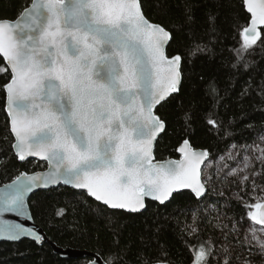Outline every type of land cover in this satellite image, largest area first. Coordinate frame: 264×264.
Masks as SVG:
<instances>
[{
    "label": "snow or ice",
    "instance_id": "obj_1",
    "mask_svg": "<svg viewBox=\"0 0 264 264\" xmlns=\"http://www.w3.org/2000/svg\"><path fill=\"white\" fill-rule=\"evenodd\" d=\"M244 3L251 20L243 29V51L237 50L233 67L243 62L247 70L244 54L260 39L264 0ZM186 16L191 20L188 7ZM209 20L214 22V17ZM171 39L172 31L146 17L141 0H31L16 19L0 18V57L7 65L0 67V74L10 76L2 87L14 138L11 147L21 161L41 157L48 164L46 172L21 173L0 190V238L16 241L30 236L37 243L45 239L35 229L3 215L15 213L30 219L28 194L50 185L63 183L86 190L95 201L129 212L144 209L146 198L163 204L180 188L203 197L214 175L238 183L241 192L250 178L253 190L258 187L256 178L264 176V149L256 144L244 145L259 154L244 156L242 167L222 175L221 170L206 174L203 181L201 164L209 156L207 150L181 147L182 160L153 163L154 141L165 127L154 109L177 93L182 81L181 55L166 53ZM206 48L197 44L193 54ZM208 94L214 104L221 99L215 82L209 84ZM208 123L220 127L216 119ZM183 144L189 146V141ZM229 159L235 157L230 154ZM255 161L261 171L254 170ZM235 198L243 199L239 193ZM69 207L74 214L75 207ZM251 207L257 211L248 212V217L264 226V203ZM217 226L227 228L222 221ZM233 233L240 250L230 240L223 248V264H254L250 259L253 248L264 257V235L255 228L240 235L234 224L224 232L225 239ZM214 255L208 241L196 251L193 264H209ZM118 259L110 258V264ZM142 264L150 262L142 258ZM151 264L171 261L162 251Z\"/></svg>",
    "mask_w": 264,
    "mask_h": 264
},
{
    "label": "trees",
    "instance_id": "obj_2",
    "mask_svg": "<svg viewBox=\"0 0 264 264\" xmlns=\"http://www.w3.org/2000/svg\"><path fill=\"white\" fill-rule=\"evenodd\" d=\"M30 3L0 0V18L14 20ZM141 4L150 21L172 31L167 55L182 57L180 90L156 110L166 124L156 143V159L179 158L178 148L185 140L216 157L231 145H245L264 133V28L256 45L244 54L248 69H244L243 62L233 67L237 50L243 51V29L250 22L244 1L141 0ZM186 7L190 8L191 20L187 19ZM197 44L207 45L206 50L193 54ZM0 67H7L2 57ZM7 79L10 76L0 74V187L25 171L47 166L35 160L21 163L11 147L14 138L9 131L2 87ZM211 82H215L221 97L215 104L208 94ZM245 89L247 94L242 95ZM209 119H216L220 127L210 125ZM208 194L199 200L183 191L165 204L148 201L143 212L127 213L111 210L85 192L60 186L35 193L29 204L35 222L59 247L99 254L108 264L116 257V264H142V258L151 264L162 251L171 264H193L201 244L207 246L210 238L216 244L222 241L203 212L202 203L209 199ZM209 202L218 204L232 219L245 216L242 204L231 198ZM227 203L230 208L225 209L221 204ZM69 205L75 207L74 214ZM59 211L65 214L58 216ZM194 211L198 212L199 230L190 234L184 224ZM227 240L233 241L232 236ZM90 260L63 258L47 243L0 242V264H87ZM213 262L211 258L209 264Z\"/></svg>",
    "mask_w": 264,
    "mask_h": 264
},
{
    "label": "rangeland",
    "instance_id": "obj_3",
    "mask_svg": "<svg viewBox=\"0 0 264 264\" xmlns=\"http://www.w3.org/2000/svg\"><path fill=\"white\" fill-rule=\"evenodd\" d=\"M264 137V133H262L258 138L255 140L245 144V145H253L256 144L259 146V148L264 149V141H262L260 138ZM235 145L236 147H233ZM231 145L224 153L213 157L210 156L209 159L205 164H210V168H204L202 170V179L204 180V176L206 174H215L218 170H221L222 173L228 172L232 168L236 167H242L243 166V158L244 156H254L259 154L256 148H248L247 150L244 148V145ZM232 155L235 157V159H229V155ZM224 164H227L228 167H223ZM254 170L255 171H261V166L258 161L254 162ZM256 184L258 187L253 190L251 186V178L248 182L245 184V189L243 192L240 191L239 184H230L226 181H223L221 179H215L214 175V183L207 184L208 189L210 190L208 193L209 199L205 200L202 203L203 212L205 215H207L210 223L212 224V227H216L218 237H221L222 241H219L217 244L214 242L213 238H210L208 241H211L214 246V252H216V255L212 257L213 263L211 264H223V248L228 245L230 240L225 239L224 232L228 231L232 228V226L235 224L237 228L239 229L240 235H243L244 233L248 232L249 228H255L257 233L259 235H264V226L259 225L258 223L252 221L247 213L250 211H255L254 208L251 207V205L257 203V202H264V182L261 177L256 178ZM215 189V190H213ZM223 192V195H220L219 193ZM239 193V195L243 198L242 201H238L235 198V195ZM228 198H231L233 200H236L242 204V206L245 209V216L242 219L236 220L232 219L230 217H227V213L225 210H223L222 207H219L216 203H210L209 200L215 199L217 201H221V199L226 200ZM220 205V204H219ZM225 209L230 208V205L227 204H221ZM194 217H195V223H194ZM219 217V220L217 219ZM197 219H198V212L194 211L188 217V220L184 224L185 228L188 230L190 234H196L198 232V226H197ZM223 222L224 225H227V228L218 227L217 225L220 224V222ZM192 226V227H188ZM195 228V231L192 229ZM236 234L233 233L231 236H235ZM229 238V237H228ZM233 245L237 248V251L240 250L239 245H235L234 240L232 241ZM245 254H247V247L244 249ZM253 256L250 257L254 261V264H264V257L260 255V253L253 248Z\"/></svg>",
    "mask_w": 264,
    "mask_h": 264
},
{
    "label": "water",
    "instance_id": "obj_4",
    "mask_svg": "<svg viewBox=\"0 0 264 264\" xmlns=\"http://www.w3.org/2000/svg\"><path fill=\"white\" fill-rule=\"evenodd\" d=\"M244 1V0H243ZM244 6H245V3H244ZM245 9H246V7H245ZM247 11V10H246ZM247 13L249 14V16H250V20H251V14L247 11ZM248 26H249V24H248ZM247 26V27H248ZM264 28V25H259L258 26V31L260 32L261 31V29H263ZM243 36H244V33H243ZM170 42H171V40L169 41V43L167 44V46H166V53H167V48H168V46H169V44H170ZM4 60V59H3ZM5 62V61H4ZM6 64V63H5ZM181 64H182V62H181ZM7 66V65H6ZM181 84H182V81H181ZM181 84L179 85V90H180V87H181ZM179 92V91H178ZM177 92V93H178ZM177 93H173V94H177ZM173 94H171V95H173ZM170 97V96H169ZM168 97V98H169ZM167 98V99H168ZM163 103V102H162ZM161 103V104H162ZM5 104H6V101H5ZM160 104V105H161ZM158 106L159 105H157L156 106V108L154 109V112H155V114L157 115V116H159L158 114H157V112H156V110H157V108H158ZM7 113V112H6ZM161 119V118H160ZM164 124H165V122H164ZM165 128H166V124H165V127H164V129L157 135V137H156V140L154 141V159H153V163H156V162H158V161H160V162H163V161H168V160H182L183 158H184V156H183V153H181L180 151H179V149L181 148V147H185L186 148V150H188L189 149V147L191 148V149H195L192 145H191V143L189 142V146H185L183 143L180 145V147L178 148V154H179V158H170V159H165V160H157L156 159V156H155V147H156V143H157V140L160 138V136L164 133V131H165ZM195 150H197V151H200V150H205V149H195ZM14 151V150H13ZM207 152L209 153V151L207 150ZM16 155V154H15ZM17 156V155H16ZM209 157H210V154H209V156L207 157V158H205V160H204V163H202L201 164V172H202V170H203V168H204V165H205V163L207 162V160L209 159ZM18 158V157H17ZM19 160V159H18ZM30 160H35V161H40V162H44V163H46V168L45 169H43V170H38V171H35V172H23V173H27L28 175H32L33 173H38V172H46L47 170H48V164H47V162L43 159V158H41V157H28L26 160H24V161H21V160H19L21 163H25V162H27V161H30ZM20 176V175H19ZM201 179H202V175H201ZM15 180V179H14ZM202 181H203V179H202ZM12 183V181L11 182H9V183H7V184H4V185H2L1 187H0V190H2L4 187H5V185H8V184H11ZM60 186H64V187H68V188H71V189H74V190H78V189H75V188H73V187H71V186H67V185H64L63 183H61V184H59V185H50V186H48V187H40V188H38V189H35L33 192H31V193H29L28 194V197L26 198V203H27V206L29 207V213H28V215L31 217L30 219L29 218H22V217H19V216H17L15 213H5L4 215H3V219H7V220H12V221H17V222H20V223H22V224H24L25 225V227H27V228H33V229H35L38 233H40L41 235H43L44 237H45V239L42 241V242H40V243H37L36 242V240L35 239H33L32 237H30V236H23V237H21L19 240H16V241H11V240H8V239H5V238H0V242H10V243H14V242H20V241H22V240H30V241H35L38 245H43V244H45V243H47V244H49V245H51V247L53 248V250H54V252L55 253H57V254H59L61 257H63V258H90L91 260L87 263V264H93V261H95L96 262V264H108L99 254H96V253H92V252H88V251H86V250H79V249H73V248H62V247H59L57 244H55V243H53L50 239H49V237L47 236V234L45 233V231L43 230V228L39 225V224H37L36 222H35V220H34V217H33V214H32V211H31V208H30V204H29V200H30V197L32 196V195H34L35 193H37V192H39V191H46V190H51V189H53V188H57V187H60ZM206 188L208 189V187H207V185H206ZM78 191H81V192H85L87 195H88V193L86 192V190H78ZM183 191H189V192H191L194 196H195V194L193 193V191L191 190V189H185V188H180V189H177L176 191H174L173 192V194H172V196L169 198V200H167V201H165L163 204H165V203H167V202H169L171 199H172V197L175 195V194H177V193H180V192H183ZM208 192H209V189H208V191L206 192V194H205V196L208 194ZM89 196V195H88ZM205 196H203V197H200V198H197L196 196V198L197 199H203ZM90 197V196H89ZM90 198H92V197H90ZM93 200H95L94 198H92ZM148 201H151V202H156V203H158V204H161L158 200H155V199H152V198H146L145 199V205H146V207H147V202ZM98 203H100V204H102L101 202H98ZM264 203V202H263ZM103 205V204H102ZM105 206V205H104ZM107 207V206H106ZM146 207L144 208V209H142L141 211H139V212H129V211H127V210H122V209H111V208H109V209H111V210H117V211H125V212H127V213H140V212H143L145 209H146ZM255 211H257L256 209H254Z\"/></svg>",
    "mask_w": 264,
    "mask_h": 264
}]
</instances>
